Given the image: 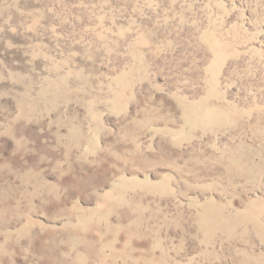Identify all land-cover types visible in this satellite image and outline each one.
<instances>
[{"label":"rangeland","instance_id":"374dc122","mask_svg":"<svg viewBox=\"0 0 264 264\" xmlns=\"http://www.w3.org/2000/svg\"><path fill=\"white\" fill-rule=\"evenodd\" d=\"M0 264H264V0H0Z\"/></svg>","mask_w":264,"mask_h":264}]
</instances>
